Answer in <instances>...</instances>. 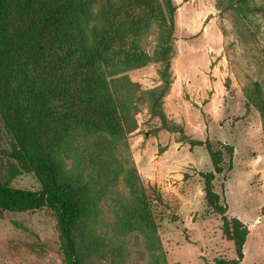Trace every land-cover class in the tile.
<instances>
[{"label":"rangeland","instance_id":"374dc122","mask_svg":"<svg viewBox=\"0 0 264 264\" xmlns=\"http://www.w3.org/2000/svg\"><path fill=\"white\" fill-rule=\"evenodd\" d=\"M249 1L91 2L94 20L82 24L88 45L98 43L95 29L108 32L111 5L122 9L117 22H127L101 52L111 56L98 75L106 91L94 88L95 77H81L76 52L56 69L75 81L74 95L77 86L82 94L93 87L117 121L99 130L71 115L48 138L61 175L86 204L75 229L82 264L238 260L207 202L204 175L214 166L197 142L223 153L211 190L227 218L247 227L238 264H264V0ZM13 145L0 113V150ZM17 168L0 152L1 184L41 189L34 174ZM0 264H65L50 210L0 212Z\"/></svg>","mask_w":264,"mask_h":264},{"label":"trees","instance_id":"16d2710c","mask_svg":"<svg viewBox=\"0 0 264 264\" xmlns=\"http://www.w3.org/2000/svg\"><path fill=\"white\" fill-rule=\"evenodd\" d=\"M92 1L0 0V113L14 141L12 150L0 152L16 163L19 174H34L41 187L31 191L0 183V212L50 210L58 225L65 264H82L75 229L86 212V204L78 188L61 175L62 163L48 138L52 135L53 139L54 131L71 115L99 130L117 121L113 106L105 101L102 104L94 88L106 91L105 77L101 76L99 86L98 75L102 61L110 62L111 56L104 57L101 52L113 46L112 38L127 22H117L122 9L111 5L113 14L105 20L108 32L103 36L95 29L98 43L88 45L82 24L94 20ZM82 33L85 38H75V34L81 37ZM75 52L80 56L77 62L83 69L81 77H95L93 82H98L94 88L88 87L87 94L77 86L80 93L74 95L75 81L57 73L56 67L67 68ZM197 145L206 147L214 166L213 173L204 175L207 202L222 216L224 235L234 241L238 255L236 261L218 264H238L243 259L247 227L239 219L227 218L219 195L211 190L215 176L223 173V153L214 151L211 143Z\"/></svg>","mask_w":264,"mask_h":264}]
</instances>
